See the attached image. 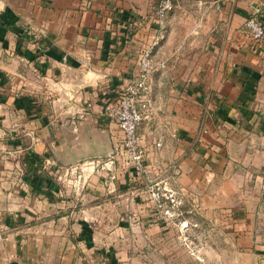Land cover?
Instances as JSON below:
<instances>
[{
  "label": "crops",
  "instance_id": "crops-1",
  "mask_svg": "<svg viewBox=\"0 0 264 264\" xmlns=\"http://www.w3.org/2000/svg\"><path fill=\"white\" fill-rule=\"evenodd\" d=\"M157 1L0 0V264H129L115 229L98 247L97 221L132 205L148 172L193 194L194 169L206 183L229 169L212 168L215 150L264 168V40L244 26L260 0H219L195 38L177 19L160 33ZM147 45L166 65L149 78L161 108L139 129L142 169L124 171L119 155L83 166L122 136L101 105Z\"/></svg>",
  "mask_w": 264,
  "mask_h": 264
},
{
  "label": "rangeland",
  "instance_id": "rangeland-1",
  "mask_svg": "<svg viewBox=\"0 0 264 264\" xmlns=\"http://www.w3.org/2000/svg\"><path fill=\"white\" fill-rule=\"evenodd\" d=\"M218 2L174 0L167 17V32L169 21L175 23L177 19L176 30L184 34L186 28L192 27L195 38L205 20L204 12L219 8ZM118 138L120 141L122 136ZM215 151L220 163L212 168L229 169L225 174H214L209 183L202 179L200 169H194L190 179L193 194L174 193L164 187L167 184L162 176L149 172L138 183L141 188L134 182L132 186L140 192L129 195L127 201L132 205L124 207V211L105 209L99 215L98 247L112 246V242L102 238L115 229L114 235L123 238L114 243L124 250V262L129 264H264V168L254 170L233 159L240 156L241 150ZM124 153H119L120 158ZM96 158H87L86 162H91L83 166L93 164L92 169L96 170ZM109 159L106 157L105 161ZM130 166L124 171H139L133 165L129 169ZM76 183L81 184V179ZM122 213L124 223L120 224L117 219L121 220Z\"/></svg>",
  "mask_w": 264,
  "mask_h": 264
},
{
  "label": "built area",
  "instance_id": "built-area-1",
  "mask_svg": "<svg viewBox=\"0 0 264 264\" xmlns=\"http://www.w3.org/2000/svg\"><path fill=\"white\" fill-rule=\"evenodd\" d=\"M217 7L219 6L217 5ZM173 8L174 0H159L154 10V19L159 26L160 33L165 30L167 17ZM263 8L264 0H260L254 11L244 21L248 34L258 42L264 40ZM136 60L137 73L128 77L118 94L109 95L104 99L100 118L115 122L122 133L121 140L113 144V153L106 156L110 158L108 161L114 162L113 160L117 158L114 159L115 156L125 152L119 159V165L127 168L132 164L135 169L141 170L146 147L139 129L142 124L149 125L161 108V105L156 103L155 98L147 90L149 78L153 72L165 67L166 60L155 58L151 45L142 48ZM157 146H160V142H157ZM104 158L95 160L99 162ZM94 161L92 160V162Z\"/></svg>",
  "mask_w": 264,
  "mask_h": 264
},
{
  "label": "water",
  "instance_id": "water-1",
  "mask_svg": "<svg viewBox=\"0 0 264 264\" xmlns=\"http://www.w3.org/2000/svg\"><path fill=\"white\" fill-rule=\"evenodd\" d=\"M113 153V149L112 148H110L108 151H106L104 154H102V155H99V156H97L98 158H104V157H106V156H108L109 154H112ZM87 163H90V162H87Z\"/></svg>",
  "mask_w": 264,
  "mask_h": 264
}]
</instances>
